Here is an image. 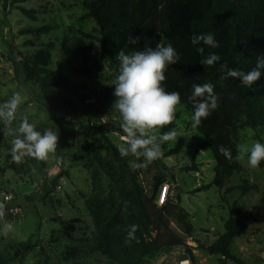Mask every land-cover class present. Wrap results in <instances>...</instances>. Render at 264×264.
<instances>
[{"label":"rangeland","instance_id":"rangeland-1","mask_svg":"<svg viewBox=\"0 0 264 264\" xmlns=\"http://www.w3.org/2000/svg\"><path fill=\"white\" fill-rule=\"evenodd\" d=\"M86 1L18 0L6 5L0 0V103L19 92L22 104L13 127L27 117L37 131L51 129L60 136L46 161L25 155L17 163L11 158L14 136L0 130V203L5 205L0 228L13 226L7 237L0 234V264H109L97 204L114 208L118 217L122 213V223L134 216L146 225L147 217L158 218L156 211L167 207L169 229L160 242L181 239L185 245L165 246L143 264H234L199 246L213 244L228 219L252 216L231 252L246 264H264V162L251 168L246 156L238 159L243 171L216 188V159L193 126V114L181 104L167 131L174 129L176 137L162 146L160 158L137 168L145 163L143 156L120 154L128 144L120 138L125 133L122 117L112 110V84L119 70L110 67ZM97 40L99 49L93 43ZM56 72L78 92L43 89L36 75ZM238 136L239 144L264 143V128L241 124ZM165 187L167 197L160 205ZM180 209L189 216L190 235L177 222ZM151 228L147 233L140 227L148 244L157 237Z\"/></svg>","mask_w":264,"mask_h":264},{"label":"trees","instance_id":"trees-1","mask_svg":"<svg viewBox=\"0 0 264 264\" xmlns=\"http://www.w3.org/2000/svg\"><path fill=\"white\" fill-rule=\"evenodd\" d=\"M17 3L18 0H4ZM88 17L93 18L102 38L104 53L112 70H119L116 54L122 49L126 54L142 51L145 45L155 48L158 43H170L179 55V62L165 72L162 87L168 92H179L181 105L192 114L193 103L189 96L193 84L210 83L218 97L215 110L196 126L205 138V146L213 153L217 166L213 185L220 189L236 173L243 171L237 159L238 129L244 124L251 129L264 128V74L252 88L241 87L240 81L224 73L220 65L244 72L256 66L258 58H264V0H87ZM212 33L219 47L212 48L201 41L193 44L192 37ZM140 36V42L130 44L129 37ZM203 49V51H201ZM215 53L220 60L213 66H203L202 58ZM29 78L33 72L26 68ZM43 89H62L78 92L77 86L60 72L36 75ZM169 125L165 127L168 131ZM2 140L0 132V142ZM220 146L230 150L231 159L220 153ZM173 154H169L172 156ZM124 195V194H123ZM125 200L127 197L125 196ZM97 220L101 223L102 248L111 258L109 264H143L146 256L165 246H181V239L169 243L160 242L169 229L165 215L167 207L157 210L159 217H147V225L134 216L128 223L121 222V215H113V209L97 204ZM119 210V208H116ZM105 213L103 218L99 217ZM188 214L180 209L177 222L184 233L190 235L193 228ZM125 219V218H124ZM253 217L246 221L230 218L225 222V232L211 245L199 246L210 255H218L234 264H246L231 252L234 241L247 233ZM136 231L129 236L132 226ZM148 225L157 237L146 243L140 227L149 233ZM150 235V234H149Z\"/></svg>","mask_w":264,"mask_h":264},{"label":"clouds","instance_id":"clouds-1","mask_svg":"<svg viewBox=\"0 0 264 264\" xmlns=\"http://www.w3.org/2000/svg\"><path fill=\"white\" fill-rule=\"evenodd\" d=\"M99 40L93 42L97 49L101 47ZM201 41L212 48L219 47L212 33L194 36L191 42L198 44ZM128 42L137 44L140 42V36H130ZM116 58L119 61V73L112 84L115 96L112 110L120 113L121 127L128 137V146H122L119 151L122 156H143L145 163L136 164L135 167H146L148 163L160 158L163 154L162 146L176 137L174 129L159 136L149 133L172 124L176 118L181 103L180 94L176 91H166L162 82L166 80L165 72L168 67L180 61L179 55L170 43L161 42L155 48L145 45L144 50L131 54H126L121 49ZM219 60L220 56L212 53L202 58L200 63L203 66H213ZM220 69L224 73L221 79L236 78L241 87L250 89L264 74V58H258L256 66L247 72L228 68L226 62L220 65ZM192 88L189 100L194 107L192 121L195 127L216 109L218 97L214 92V85L210 83L193 84ZM21 104L22 96L19 92L0 103V123L3 124L0 130L3 135L14 136L11 158L17 163L25 155L46 161L50 154L56 152L60 136L51 129H46L43 133L37 131L27 117L20 120L18 127H13ZM236 147L237 159H244L246 156L251 168H257L264 162V143L254 142L251 146L237 144ZM219 151L231 159L229 149L220 146ZM4 208L5 205L0 203V220L4 218ZM136 227L132 226L129 236L136 231ZM12 230V224L5 223L0 228V234L7 237Z\"/></svg>","mask_w":264,"mask_h":264},{"label":"built area","instance_id":"built-area-1","mask_svg":"<svg viewBox=\"0 0 264 264\" xmlns=\"http://www.w3.org/2000/svg\"><path fill=\"white\" fill-rule=\"evenodd\" d=\"M121 141L128 144V137L126 133H123L121 136ZM167 192H168V187H165L162 192L161 200H160V205H163L165 203L166 197H167Z\"/></svg>","mask_w":264,"mask_h":264},{"label":"bare ground","instance_id":"bare-ground-1","mask_svg":"<svg viewBox=\"0 0 264 264\" xmlns=\"http://www.w3.org/2000/svg\"><path fill=\"white\" fill-rule=\"evenodd\" d=\"M185 264H187V263H185Z\"/></svg>","mask_w":264,"mask_h":264}]
</instances>
